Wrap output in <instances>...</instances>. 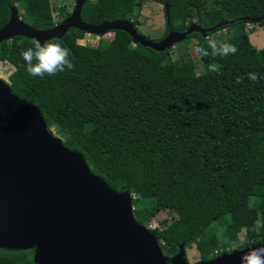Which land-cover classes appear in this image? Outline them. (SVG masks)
Returning a JSON list of instances; mask_svg holds the SVG:
<instances>
[{
    "label": "trees",
    "instance_id": "16d2710c",
    "mask_svg": "<svg viewBox=\"0 0 264 264\" xmlns=\"http://www.w3.org/2000/svg\"><path fill=\"white\" fill-rule=\"evenodd\" d=\"M52 1L0 0V28L17 7L34 29H53ZM145 1L85 0L82 19L91 25L127 20L137 27L135 11ZM152 1L165 9L162 39L193 24L208 31L187 38L196 41L202 74L190 54L173 60L170 49L134 48L123 31L114 33L125 43L113 48L80 45L86 33L72 28L54 42L70 50L74 68L54 76L25 71L21 52L33 47L32 39L1 43L0 62L14 68L8 85L115 192L155 200L134 210L139 224L169 215L151 230L168 264L181 245H195L201 262L232 253L225 223L235 240L245 232L238 250L264 244V50L246 36V23L264 28V0ZM71 14L62 8L60 23ZM222 29L232 31L227 43L237 47L235 55H211L208 41ZM199 47L210 54L202 57ZM249 72L261 78L251 81ZM34 255V249L0 248V264H35Z\"/></svg>",
    "mask_w": 264,
    "mask_h": 264
},
{
    "label": "water",
    "instance_id": "95a60500",
    "mask_svg": "<svg viewBox=\"0 0 264 264\" xmlns=\"http://www.w3.org/2000/svg\"><path fill=\"white\" fill-rule=\"evenodd\" d=\"M84 3L77 0L70 17L45 31L26 24L13 7L0 44L21 36L43 45L75 28L95 35L123 31L136 45L164 51L192 33H208L193 24L154 42L127 20L85 23ZM133 200L94 175L86 159L48 129L39 109L0 78V248L34 249L35 264H168L157 237L137 222ZM250 248L195 264H241ZM170 264H190L184 245Z\"/></svg>",
    "mask_w": 264,
    "mask_h": 264
},
{
    "label": "rangeland",
    "instance_id": "374dc122",
    "mask_svg": "<svg viewBox=\"0 0 264 264\" xmlns=\"http://www.w3.org/2000/svg\"><path fill=\"white\" fill-rule=\"evenodd\" d=\"M77 6V0H53L52 7L54 10V17L57 23L59 24L61 21V17L59 15L60 10L63 8L68 12L73 13ZM22 13L23 11L20 10ZM135 16L137 17L138 31L148 39L158 42L161 41L166 32V20H165V9L164 6L157 4L152 0H146L141 10L137 9L135 11ZM232 31L229 29H222L220 31L215 32L210 40L219 42H227L228 37L231 35ZM246 36L248 41L252 43V45L258 50H264V28L258 26L257 24L246 23ZM11 41V40H10ZM80 45L87 46H95L98 44H102L104 48H113L118 46L119 44L125 43V41L121 40L117 37L114 32H109L104 35H95L86 33V36L83 40L78 42ZM132 47H137V45L132 42ZM195 45L196 41L194 39L184 40L176 43L170 49L173 60L180 58L183 55L190 54L193 56V59L198 65V73L202 74L204 72V65L201 59L196 56L195 57ZM14 71V68L10 66L8 63H2L0 65V78H2L5 82L9 83V75ZM51 131L58 137H60L54 128ZM134 199L138 200V205L134 207L135 209L142 208H150L155 204L154 199H142L138 198L137 195H133ZM169 217L168 214L162 213L158 215L154 220H152L146 227L150 230H153L157 227H160L161 222ZM225 228L228 230L229 234L224 239L225 242H230V250H238V248L243 245L246 241V235L243 231L238 235V239H236L237 235L233 233L232 229L228 226V223H225ZM223 230V229H220ZM186 258L190 264H195L201 262L199 252L197 251L195 245L189 246L186 248Z\"/></svg>",
    "mask_w": 264,
    "mask_h": 264
},
{
    "label": "clouds",
    "instance_id": "9594fccd",
    "mask_svg": "<svg viewBox=\"0 0 264 264\" xmlns=\"http://www.w3.org/2000/svg\"><path fill=\"white\" fill-rule=\"evenodd\" d=\"M33 47L22 50L21 56L25 62V71L31 76L43 78L45 75L54 76L65 70H72L74 64L69 59L70 50L63 47L59 41L48 40L41 45L36 38L32 39ZM208 48L211 49L212 56L235 55L237 47L227 42L208 41ZM202 57L210 53L204 47L196 49ZM211 71H216L215 66H210ZM251 81H258L261 77L255 72L246 74ZM237 83L242 82V78L237 77ZM241 264H264V247L250 248L241 257Z\"/></svg>",
    "mask_w": 264,
    "mask_h": 264
},
{
    "label": "built area",
    "instance_id": "2783aa9c",
    "mask_svg": "<svg viewBox=\"0 0 264 264\" xmlns=\"http://www.w3.org/2000/svg\"><path fill=\"white\" fill-rule=\"evenodd\" d=\"M2 63L0 62V65H1Z\"/></svg>",
    "mask_w": 264,
    "mask_h": 264
}]
</instances>
